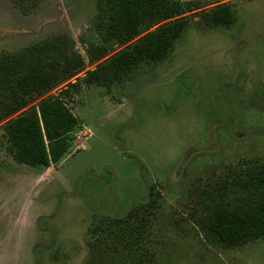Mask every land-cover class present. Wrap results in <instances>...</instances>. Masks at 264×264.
Segmentation results:
<instances>
[{
    "label": "rangeland",
    "instance_id": "rangeland-1",
    "mask_svg": "<svg viewBox=\"0 0 264 264\" xmlns=\"http://www.w3.org/2000/svg\"><path fill=\"white\" fill-rule=\"evenodd\" d=\"M117 7L0 0V54L63 36L78 59L57 56L73 74L10 117L60 99L78 121L67 153L36 171L0 137V264H264V236L226 244L194 214L264 163V0H148L126 41ZM174 21L162 57L113 65Z\"/></svg>",
    "mask_w": 264,
    "mask_h": 264
},
{
    "label": "trees",
    "instance_id": "trees-1",
    "mask_svg": "<svg viewBox=\"0 0 264 264\" xmlns=\"http://www.w3.org/2000/svg\"><path fill=\"white\" fill-rule=\"evenodd\" d=\"M147 2L117 0L118 7L113 14L117 19L118 15L123 18L124 31L116 33V37L126 41L135 34L136 18L141 16ZM180 26V22L175 21L165 24L131 50L120 53L113 65L127 69L141 57L159 59ZM70 42L63 36L50 37L17 52L0 54V122L8 119L0 137L5 142L6 154L13 161L36 171L46 169L67 153L70 132L78 124L77 118L55 97L41 99L37 111L30 109L18 113L15 118L10 117L30 100L73 74L75 69L71 63L60 67L56 60L57 56L61 61L73 58L78 64L73 52L68 56L67 44ZM66 93L62 91V94ZM238 174L234 179L222 180L217 186L202 191L194 211L199 229L206 236L226 244L264 236V163L252 165ZM135 211H128L123 220L131 218Z\"/></svg>",
    "mask_w": 264,
    "mask_h": 264
}]
</instances>
